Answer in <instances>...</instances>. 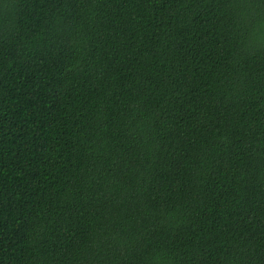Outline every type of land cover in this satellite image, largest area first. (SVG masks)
Instances as JSON below:
<instances>
[{"label": "trees", "instance_id": "16d2710c", "mask_svg": "<svg viewBox=\"0 0 264 264\" xmlns=\"http://www.w3.org/2000/svg\"><path fill=\"white\" fill-rule=\"evenodd\" d=\"M0 264H264V0H0Z\"/></svg>", "mask_w": 264, "mask_h": 264}]
</instances>
